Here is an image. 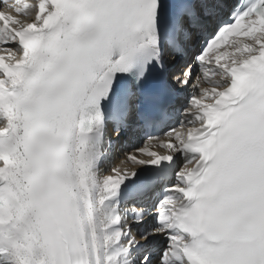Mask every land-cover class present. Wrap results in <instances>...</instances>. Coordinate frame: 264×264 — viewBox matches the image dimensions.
I'll return each mask as SVG.
<instances>
[{
	"label": "snow or ice",
	"instance_id": "6c2138e0",
	"mask_svg": "<svg viewBox=\"0 0 264 264\" xmlns=\"http://www.w3.org/2000/svg\"><path fill=\"white\" fill-rule=\"evenodd\" d=\"M2 3L0 264H264V0Z\"/></svg>",
	"mask_w": 264,
	"mask_h": 264
},
{
	"label": "bare ground",
	"instance_id": "6f19581e",
	"mask_svg": "<svg viewBox=\"0 0 264 264\" xmlns=\"http://www.w3.org/2000/svg\"><path fill=\"white\" fill-rule=\"evenodd\" d=\"M192 88L190 87L189 88V91H191ZM145 143V142H144ZM144 143H139L137 141H133L132 143L130 144H125V148L128 150V151H132L133 147H136V146H142ZM156 142L153 141V144H155ZM150 150L152 151H157L159 152L160 154H164V150L163 149H160L158 147H150ZM122 154H118V157L115 158L112 162V166H117L119 167L121 170H124V169H127L129 172H131L133 169H132V166L130 163H121V159H122ZM140 158H145V157H140ZM105 168H108L109 165L108 164H105L104 166Z\"/></svg>",
	"mask_w": 264,
	"mask_h": 264
}]
</instances>
